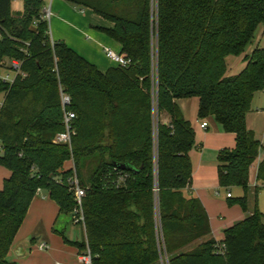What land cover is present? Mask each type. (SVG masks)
Returning <instances> with one entry per match:
<instances>
[{
    "label": "trees",
    "instance_id": "16d2710c",
    "mask_svg": "<svg viewBox=\"0 0 264 264\" xmlns=\"http://www.w3.org/2000/svg\"><path fill=\"white\" fill-rule=\"evenodd\" d=\"M12 1L0 0V63L21 60L24 74L0 83V165L10 170L0 188V264H16L8 255L39 189L73 215V177L85 189V237L75 244L90 249L92 264H264V214L257 205L248 211L262 142L246 122L264 89V46L245 54L237 74H227L226 61L264 25V0H67L112 23L99 29L128 63L106 71L51 37L44 0H23L16 12ZM63 94L76 113L70 145L55 141ZM183 97H197L199 118L214 115L235 134L217 173L223 188L243 187L235 200L248 214L222 240L209 236L202 201L184 193L195 128L177 105ZM260 184L264 158L255 192Z\"/></svg>",
    "mask_w": 264,
    "mask_h": 264
},
{
    "label": "crops",
    "instance_id": "0c3cea01",
    "mask_svg": "<svg viewBox=\"0 0 264 264\" xmlns=\"http://www.w3.org/2000/svg\"><path fill=\"white\" fill-rule=\"evenodd\" d=\"M20 2L23 8V0ZM50 6L52 15L50 19L51 24L49 20V25L50 34L53 39L64 40L69 47L81 54L88 61L94 63L102 71H106L109 67L116 65L114 61L106 56L104 47L109 46L119 52L121 46L117 41L99 29L100 27L111 26V22L107 23L108 20L94 13L92 9H78L67 0H50ZM255 47L252 46L250 50L252 51ZM3 94L4 93H0V96ZM176 102L184 117L190 120L195 128V146L190 151L193 167L192 181L190 185L185 188L184 193L188 197H198L202 201L210 219L211 233L209 236L217 240H222L224 237V230L244 219L248 214L243 208H239L240 206H228L226 201L220 198V190L225 188L219 184L217 178V157L221 149L230 146L235 141V134L227 132L214 115H209L202 119L199 118V100L197 97L178 98ZM262 113L264 114V111ZM163 120L164 122H168L169 116L163 114ZM203 121L208 122L205 128L201 126ZM248 128L252 129L250 127ZM252 130L262 142L260 153L250 168L249 183L251 184H249V186L254 189L257 182L258 166L264 158V136H259L254 129ZM2 167L3 168H0V176H2L4 183V180L10 175V170L4 166ZM227 193V200L233 198L232 194L228 196ZM255 195H257V192ZM44 197L45 198L40 201V207H42L43 210L49 209L51 212L54 206L56 210L58 208V215L54 221L56 224L63 213L60 212L56 201L49 196L47 198V196L44 195ZM31 204L23 223L29 213ZM261 204L262 203L258 201V196L257 198L255 197L254 204L251 206L248 204V211L252 212L255 205H257L261 211H264ZM49 222L50 221L47 219H42L40 222L36 221L31 229L21 233L22 223L9 252V260L14 261L16 264H30L29 258L33 254L34 249H37L42 253V260L39 264H54L56 261H60L62 264H76L72 248L67 247L62 242L61 244V237L59 235L55 236L51 232L49 234V228L51 226ZM53 230L56 233L58 231L55 227H53ZM201 241L202 239L196 240L185 249H191ZM42 242L48 244L47 249L41 250L39 248V244ZM76 251L79 254L77 245Z\"/></svg>",
    "mask_w": 264,
    "mask_h": 264
},
{
    "label": "rangeland",
    "instance_id": "374dc122",
    "mask_svg": "<svg viewBox=\"0 0 264 264\" xmlns=\"http://www.w3.org/2000/svg\"><path fill=\"white\" fill-rule=\"evenodd\" d=\"M21 0H13L12 1V9L15 10H22V3ZM45 1V7L50 6V0H44ZM76 8H80L75 6ZM51 19V18H50ZM107 22V21H106ZM109 23V21L107 22ZM51 24V20H50ZM264 46V25L263 23H260L258 27L256 28L254 40L252 43H250L243 54L241 55H229L227 56V74L228 75H234L239 73L246 65V61L244 59L245 54H249L251 52L252 46ZM7 63L9 64V60H7ZM4 94L0 96V99H3ZM264 111V90H259L255 93L253 96L250 110L247 113V125L248 127L254 129L259 136H264V114L262 113ZM165 114V113H164ZM163 116V114H162ZM202 119V118H201ZM192 123V122H191ZM194 126V125H193ZM235 147V141L228 147L225 148H234ZM70 164V163H69ZM0 168H3L2 165ZM90 169H84V175L85 177L88 176V172ZM253 177V175H252ZM1 178V187H3V178ZM218 178V177H217ZM219 181V179H218ZM251 184V183H249ZM261 187H259L257 195L255 192V189L250 188L248 191V199H249V206L254 204L255 197L258 196V201L262 203L264 209V186L260 184ZM220 198L225 200L228 206H240L239 208L242 209L241 205L235 200V198H238L240 196L244 195V189L241 186H233L229 189H221L220 190ZM231 192L233 195V199L227 200L226 193ZM45 190L38 191L36 195L33 198L29 213L26 217L25 222L23 223L21 227V233L25 232L35 224L36 221H41L42 219H47L50 221L51 226L49 228V234L50 232L54 234L55 236L59 235L61 237L60 243L62 242L67 247L72 248V251L74 253V260L76 264H82L80 260L78 259V253L76 251V241H82L85 237V231H84V225L80 223H75L73 220V216L71 213H63L59 219L57 220L56 224L54 221L57 218L58 215V208L56 210V207L54 206L52 208V211L50 212L49 209L43 210L42 207H40V201L41 199H44V195H47ZM231 204V205H230ZM264 213V211H262ZM53 227L57 229V233L54 232ZM61 243V244H62ZM30 264H39V262L42 260V253L38 251L37 249H34L33 254L29 258ZM46 264V263H45Z\"/></svg>",
    "mask_w": 264,
    "mask_h": 264
},
{
    "label": "built area",
    "instance_id": "2783aa9c",
    "mask_svg": "<svg viewBox=\"0 0 264 264\" xmlns=\"http://www.w3.org/2000/svg\"><path fill=\"white\" fill-rule=\"evenodd\" d=\"M52 15L51 6L43 8V14L42 18L45 20H50ZM104 52L108 58H110L112 61H114L116 64L119 65H126L128 63V60L120 54V52L116 51L112 47L105 46ZM7 60H9V64L7 63ZM22 61L15 59V58H5L0 63V83H13L16 77L20 74H24L22 71ZM4 102V99H0V107L2 106ZM71 104L70 97L67 95H62V105H63V123H64V130L59 132L56 137L55 141L60 143H68L69 145L72 142V135L75 133V130L73 129L72 123L74 121V118L76 117V113L69 108V105ZM208 125L207 121H203L201 123V126L205 128ZM0 152H2V147L0 145ZM71 184L73 186L75 199L77 202V205L74 209L73 213V220L75 223H80L84 225V217L82 212V198L85 195V189L79 184V180L77 177H73L71 179ZM256 185V184H255ZM264 186V184H262ZM39 189L38 191H40ZM228 196H231V192L227 193ZM39 248L41 250L47 249L48 244L46 242H42L39 244ZM221 248L224 249V245H221ZM78 259L82 264H92L91 259V251L87 247L83 252L78 254ZM54 264H62L60 261H56Z\"/></svg>",
    "mask_w": 264,
    "mask_h": 264
},
{
    "label": "water",
    "instance_id": "95a60500",
    "mask_svg": "<svg viewBox=\"0 0 264 264\" xmlns=\"http://www.w3.org/2000/svg\"><path fill=\"white\" fill-rule=\"evenodd\" d=\"M119 167L122 168V169H125V168H127V165L126 164H121V165H119Z\"/></svg>",
    "mask_w": 264,
    "mask_h": 264
}]
</instances>
